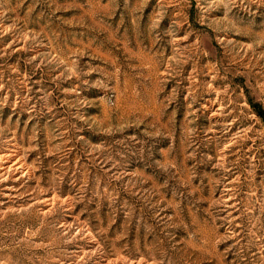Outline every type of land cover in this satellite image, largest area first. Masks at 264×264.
Instances as JSON below:
<instances>
[{
  "label": "rangeland",
  "instance_id": "374dc122",
  "mask_svg": "<svg viewBox=\"0 0 264 264\" xmlns=\"http://www.w3.org/2000/svg\"><path fill=\"white\" fill-rule=\"evenodd\" d=\"M264 0H0V264H264Z\"/></svg>",
  "mask_w": 264,
  "mask_h": 264
},
{
  "label": "trees",
  "instance_id": "16d2710c",
  "mask_svg": "<svg viewBox=\"0 0 264 264\" xmlns=\"http://www.w3.org/2000/svg\"><path fill=\"white\" fill-rule=\"evenodd\" d=\"M259 114L262 115L264 117V113H262L261 111H259Z\"/></svg>",
  "mask_w": 264,
  "mask_h": 264
}]
</instances>
